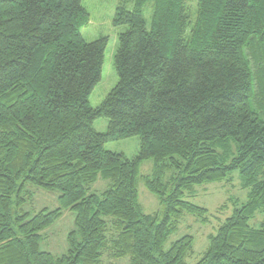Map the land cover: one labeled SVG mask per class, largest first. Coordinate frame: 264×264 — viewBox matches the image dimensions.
<instances>
[{
	"label": "trees",
	"instance_id": "trees-1",
	"mask_svg": "<svg viewBox=\"0 0 264 264\" xmlns=\"http://www.w3.org/2000/svg\"><path fill=\"white\" fill-rule=\"evenodd\" d=\"M89 21L82 0H0V264H190L192 235L166 248L186 214L207 220L186 197L234 170L247 201L195 264H264V219L250 225L264 213V0H119V81L96 108L108 38L87 42ZM135 136L133 159L104 149ZM150 159L161 219L139 202ZM100 178L109 187L88 194ZM31 187L58 191L59 207L26 213ZM66 210V253L40 250Z\"/></svg>",
	"mask_w": 264,
	"mask_h": 264
},
{
	"label": "rangeland",
	"instance_id": "rangeland-1",
	"mask_svg": "<svg viewBox=\"0 0 264 264\" xmlns=\"http://www.w3.org/2000/svg\"><path fill=\"white\" fill-rule=\"evenodd\" d=\"M119 0H82V5L90 15V21L83 26L81 33L87 42H93L102 37L108 38L107 47L104 54L101 81L94 88L90 96V105L98 107L117 85L119 78L114 66V57L119 45V35L127 31L128 26L114 24V17ZM131 8V4H128ZM144 15L148 22L152 17V6L147 3L144 7ZM96 131L104 133L108 128V119L97 118L93 124ZM139 137H131L122 140L105 143L104 149L116 153L124 154L128 159H133L139 151ZM154 161H145L140 167L138 178L139 202L143 211L147 214L158 215L160 219L164 215L165 206L157 196L152 194L145 187L143 177L152 175ZM109 187V182L99 179L87 191L88 194H101ZM35 192L33 199H28L22 209L29 215H34L42 209L54 210L59 207L58 191H46L31 187ZM248 191L243 188L242 180L238 170L221 182L206 183L197 186L193 195L187 196L186 200L195 205L208 209L207 220L201 219L192 214H186L183 218L177 233L173 234L166 248L170 244L184 235L194 237V254L187 261L190 264L197 263L209 244V236L216 234L220 225L232 215L235 207H240L247 201ZM264 219V213L257 211L250 220L252 227H259ZM75 228V213L71 210L64 211L63 216L52 226L41 232L40 250L47 251L56 256H61L68 249L67 236ZM121 264H128V259Z\"/></svg>",
	"mask_w": 264,
	"mask_h": 264
}]
</instances>
